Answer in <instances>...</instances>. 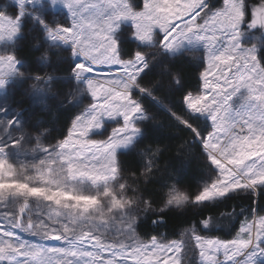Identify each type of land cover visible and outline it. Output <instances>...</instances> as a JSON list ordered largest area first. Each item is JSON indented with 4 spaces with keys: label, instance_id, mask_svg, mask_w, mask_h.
Wrapping results in <instances>:
<instances>
[{
    "label": "rangeland",
    "instance_id": "374dc122",
    "mask_svg": "<svg viewBox=\"0 0 264 264\" xmlns=\"http://www.w3.org/2000/svg\"><path fill=\"white\" fill-rule=\"evenodd\" d=\"M130 2L137 10L142 9V6H135L133 0ZM169 2L176 9L170 14L179 19V5L187 0ZM209 2L215 8L210 10L214 13L222 11L228 0ZM69 3L70 0H0V81L3 82L0 83V153L6 156V159L0 158V177H9L0 182V192L21 194H9L0 201V228L18 220V209L27 202L21 225L26 231L31 222V231L37 234L60 231L64 226L72 225L77 232L100 230L108 241L119 237L126 243L150 242L155 237L161 243H183L181 264H202L194 245L193 229L197 234L230 240L236 238L242 224L258 222L264 214L253 209L230 237L211 231L212 225H217L211 219L207 228L202 222V229L185 227L176 237H142L135 234L136 228L147 211L158 213L161 208H195L237 193L257 195L253 190L239 189L209 201L210 195L224 192L225 185L231 188V176L264 153V137L258 127L264 118V100L246 86L235 87L234 75L241 65L237 55L260 57L254 62L264 64V0H242L243 13L233 11L222 20L223 26L214 25V31L196 30L189 34L190 38L181 36L169 40L184 21L164 35L159 26L138 28L132 18H121L119 21L124 25H118L116 21L113 30L103 35L102 39L107 43L100 46L107 48V53L93 61L97 66L93 74H88L89 69L84 66V48L68 38L70 33L73 37L72 29L75 33L78 24L75 10L67 9ZM200 23L202 25L203 20ZM12 27L17 31L12 32ZM122 35L141 48L136 46L138 49L131 55L124 56L120 43ZM25 39L33 43L32 48L41 47L42 50L33 64L19 54ZM165 41L173 47L169 48ZM118 45L119 55L115 53ZM92 50V55L99 52L97 48ZM57 51L61 52L59 56L54 55ZM176 55H190L201 63L200 87L189 92L183 101L191 116L205 121L201 126L205 128L203 132L193 131L212 170L198 182L192 195L174 185L168 190L165 206L152 210L148 200L132 186L121 154L136 149L143 135L142 125L148 117L142 96L150 94L139 85L141 76L160 58ZM210 56L215 64L211 71ZM221 56L225 59L221 60ZM9 57L11 68L4 63ZM60 62L66 63L67 72L59 70L57 64ZM225 64L233 66L229 68ZM205 73H208L207 87ZM256 83L259 87V81ZM126 85H132L131 89ZM126 100L138 104L141 112L128 113L125 118L126 110H121L120 106ZM54 101H65L75 110L61 134L56 129L44 127L43 117L36 118L40 112L50 111ZM129 123L138 132L129 128ZM123 129H127V133L121 131L120 138L128 142L116 147L114 158L108 147L103 152L96 151L98 145L111 140L116 130ZM205 189L209 190L207 194ZM174 192L184 193L188 199L179 206L169 203V194ZM198 196L202 203L194 202ZM129 228L134 232L130 233ZM22 235L36 243L63 246L62 241L42 242L36 236ZM259 264H264V257L260 258Z\"/></svg>",
    "mask_w": 264,
    "mask_h": 264
},
{
    "label": "snow or ice",
    "instance_id": "6c2138e0",
    "mask_svg": "<svg viewBox=\"0 0 264 264\" xmlns=\"http://www.w3.org/2000/svg\"><path fill=\"white\" fill-rule=\"evenodd\" d=\"M69 7L74 8L75 14L81 16V21L78 23L79 30L75 33L83 36L81 47H84V40H89L91 41V48L99 49L97 55H92L90 48L84 47L86 57L84 66L89 69L88 74H93L96 71L97 66L93 61L107 53V48L100 46L102 43H107L102 39L103 35L111 32L114 22L121 18H132L137 22L138 28L152 29L154 26H159L164 35H167L173 28H176L177 24L184 21L185 23L172 33V37L169 38L172 40L174 37L179 38L181 36L190 38L189 34L196 30L211 29L214 31V25L223 26L222 20L231 12L243 13L244 11L242 0H228L222 11L214 13L210 11L215 8L209 0H187L186 3L179 5L180 10L177 12L179 19L170 14L176 12V9L172 7L169 0H143L140 10L134 8L130 0H76L75 4L70 0ZM89 12L92 15L85 18L84 14ZM206 14L207 18L205 19ZM172 20H175V23L170 24ZM201 20H203L202 25ZM11 31L15 32L17 29L12 27ZM96 32L101 33V38L94 40L93 37ZM165 44L169 48L173 47V44L168 41H165ZM108 46L111 47V45ZM228 54L232 53L228 52ZM220 59L224 60L225 57L221 56ZM237 59L241 61V65L234 74L235 87L246 86L250 92H257L259 98L264 100V64L254 62L261 58L237 55ZM10 61L11 57L4 62L9 68L13 67ZM225 66L231 68L233 65L225 64ZM79 67L77 65V68ZM144 67L147 65L145 64ZM213 67L215 64L210 56L209 70L211 71ZM139 70L143 71V69ZM220 74L223 75V69L220 70ZM204 75V83L207 87L208 73ZM257 81H259V87ZM225 82L227 83V79ZM0 83L3 82L0 81ZM126 87L131 89L132 85H126ZM120 107L121 110H126L125 118H127L128 113L141 112L138 104L127 100ZM100 127L102 128L103 125L101 124ZM258 127L261 136L264 137V118L261 119ZM129 128L138 132V129L133 128L131 123H129ZM121 131L127 133V129L116 130L112 134L111 140L106 144L98 145L96 151L103 152V149L108 147L114 158L116 147L126 145L128 142L120 138L119 133ZM0 158L6 159V156L0 153ZM5 179H9V177H0V182ZM229 184L232 185L231 188L225 185V191L210 195L209 201L239 189L253 190L258 195L259 188L264 186V153L257 160L244 165V168L238 170L237 174H233ZM208 191L205 189L206 194ZM9 194L21 195L15 192H0V201ZM187 199L186 194L174 192L169 194L168 202L176 203L179 206ZM194 202L202 203L203 201L198 196ZM26 208L27 202L23 208L18 209V220L12 223L7 222L6 227L0 228V264H181V254L185 246L183 243L175 241L161 243L155 237L150 242L126 243L120 241L119 237L113 241H108L100 230L89 229L77 232L72 225H66L60 231L52 230L37 234L31 231L33 227L31 222H29L26 231L21 226ZM7 219L10 220L11 218L7 217ZM204 227H208V220H205ZM129 232H134V229L129 228ZM22 233L36 236L42 242L48 240L62 241L63 246L56 247L46 243H36L33 240L25 239ZM192 234L202 264H259L260 258L264 257V216L259 217L258 222L242 224L234 239H215L208 235L197 234L195 229L192 230ZM241 257L243 259H240Z\"/></svg>",
    "mask_w": 264,
    "mask_h": 264
},
{
    "label": "trees",
    "instance_id": "16d2710c",
    "mask_svg": "<svg viewBox=\"0 0 264 264\" xmlns=\"http://www.w3.org/2000/svg\"><path fill=\"white\" fill-rule=\"evenodd\" d=\"M133 1L135 6H142L143 0ZM120 43L124 56L141 48L126 35H122ZM32 45L29 39H25L19 49L22 59L30 64L42 51L41 47L36 50ZM60 53L57 51L54 55L59 56ZM65 64H57L60 71L67 72ZM200 70L201 63L190 55L162 57L147 68L139 80V85L150 94L142 96L148 117L142 125L143 135L136 149L122 153L121 160L132 186L148 200L152 210L165 206L168 190L174 185H179L192 195L198 182L212 170L203 146L195 139L193 131L203 132L205 128L201 126L205 121L191 116L183 101L189 92L199 89ZM74 112V108L65 101H54L50 111L40 112L36 118L43 117L44 127L56 129L61 134ZM253 209L258 214H264V186L259 188L258 195L237 193L200 207L190 206L182 210L165 208L158 213L147 211L138 222L135 234L142 237H176L179 230L189 226L200 230L202 222L211 219L217 223L212 225L211 231L230 237L240 221Z\"/></svg>",
    "mask_w": 264,
    "mask_h": 264
},
{
    "label": "crops",
    "instance_id": "0c3cea01",
    "mask_svg": "<svg viewBox=\"0 0 264 264\" xmlns=\"http://www.w3.org/2000/svg\"><path fill=\"white\" fill-rule=\"evenodd\" d=\"M75 2H76V0H74L73 1V4H75ZM142 8V7H141ZM57 9H58V7H57ZM67 9H69V10H75V9H73V8H70L69 7V5L67 6ZM57 11L58 10H56V12L55 13H57ZM76 11V10H75ZM77 15V14H76ZM85 15V18H87V16H90V15H92V13L91 12H89V13H86V14H84ZM81 21V16L80 15H78L77 16V20H76V23H79ZM119 23H118V25H124V22L123 21H118ZM75 27V26H74ZM119 27V26H118ZM79 29H78V24L76 25V28H75V33L78 31ZM117 30H119V28L117 29ZM135 30L137 31L138 29L137 28H135ZM72 31H73V37H72V35L70 36V34H72V33H70L68 36V38L70 39V41L73 43V44H75V45H77L78 47H81V40H82V38H83V36L82 35H76L75 33H74V28L72 29ZM99 33L100 32H96L95 33V36L93 37V39L95 40V39H97V38H99ZM137 33L139 34V37H141L140 36V33H139V31H137ZM137 34V35H138ZM149 34V33H148ZM100 37H101V35H100ZM137 39H139V38H137ZM144 39V38H143ZM136 40V39H135ZM83 44H84V47H88V48H90V50H91V54H93L94 53V51L92 50V49H94V48H91V41H89V40H84L83 41ZM84 47H82V48H84ZM117 48V49H116ZM115 50H116V54H118L119 55V53H118V51H119V45H118V47L116 46L115 47Z\"/></svg>",
    "mask_w": 264,
    "mask_h": 264
},
{
    "label": "clouds",
    "instance_id": "9594fccd",
    "mask_svg": "<svg viewBox=\"0 0 264 264\" xmlns=\"http://www.w3.org/2000/svg\"><path fill=\"white\" fill-rule=\"evenodd\" d=\"M165 209L164 208H161V211H164ZM205 223V221H203V224Z\"/></svg>",
    "mask_w": 264,
    "mask_h": 264
}]
</instances>
